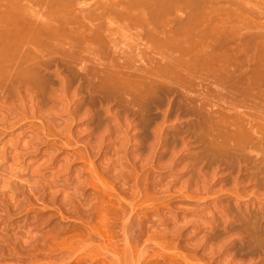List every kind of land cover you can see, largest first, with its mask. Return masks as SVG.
Here are the masks:
<instances>
[{"label": "rangeland", "instance_id": "374dc122", "mask_svg": "<svg viewBox=\"0 0 264 264\" xmlns=\"http://www.w3.org/2000/svg\"><path fill=\"white\" fill-rule=\"evenodd\" d=\"M84 1L85 0H81V2H84ZM99 1H101V0H99ZM99 1L97 2V0H96L95 3H94V0L86 1L87 4L85 6L83 5L84 6L82 8L83 11L86 8V10H85L86 12L92 13L95 11V9L99 8V6L102 8L104 6L102 4L108 0L102 1V4H100L101 2L99 3ZM113 1L114 0H112V3H111V0H110V2L108 1L110 4L107 2L109 4L108 5L109 8H107L106 11H104L105 7H106V6H104L103 11L106 12V13H104V15L107 14V18L109 17V13L112 12V11H107V10L110 9V7H111L110 5H113ZM160 1H162V0H159V2ZM165 1H166V3L164 5L161 6V3L159 5L160 6L159 7V39H161L163 36L162 31H164V33H166L168 30H170V32L172 31L175 34L177 29L173 27V23H175L174 19L180 20V18L183 17V20L186 22L187 20L190 19L189 18V19L185 20L187 15H190V14H192L191 16H194L195 14L197 15L199 9H200V11L201 10L204 11V9L206 7H208L209 9L207 8V10L205 12L206 14L202 11V13L205 14V15H203V18H202V13L199 11L198 16H196V17L194 16L195 17V18L193 17L194 19L191 17L192 22H191V20L187 21L189 24L195 23L194 25L190 26L188 23H187V25H184V23H183L184 21H182V18L180 20V21H182L185 28L188 29V27H189V29H191L192 31H193V29L194 30L196 29V31H197V32L196 31L192 32L188 29L189 31L187 30L188 31V32H186L187 34L188 33L193 34L195 32L198 33V30H199L198 27H201V26H202V28L200 30L206 31V32H204L205 33L204 35L206 37L203 35L205 40H204L202 35H201V37L197 38L198 40L200 39L198 41V44L202 43V42L201 43H199V42L201 41V38H203L202 41L204 40L206 42V39H207V41L209 42L208 45L210 47H208L205 44L206 47L214 48V46L211 47V45H213L217 41L221 42V39H222V44L218 43V42H217L218 44L217 43L214 44V45H216L215 48L219 44H220L219 48H222L221 45L223 46V38H224V41H225L224 46L227 45L225 47V48H228L227 50L230 49L229 47H231V48L233 47L234 50L232 49V51H235V49L237 50V48H239L237 50L239 52L240 48H242L241 49V50H243L242 53H245L244 52L245 50L250 49L249 51H247L250 55H248V53L246 52L249 57H251L252 53H253L252 54V56H253L255 52L259 51L261 47H262L261 49L264 50L263 49L264 48L263 47L264 46L263 45L264 39L260 41V38L262 37L261 35L264 33V28H263L264 26H262V25H264V12H263L264 11V5H263L264 0H259V1L258 0H256V1L255 0H228V1L227 0L226 1H224V0H209V2H208V0L207 1L205 0L206 2H204V0H199V1L198 0L197 1L196 0H182V1L180 0L181 3L179 2V0H176V2L174 0H164V2ZM190 1H192V3ZM242 1H244V2H242ZM262 1H263V3H262ZM185 2H187V3H185ZM189 2H190V4H189ZM97 3H98V5L99 4L100 5L98 6ZM120 3H122V2H120ZM95 4L98 6L97 8H96ZM116 4L119 5L118 2H116ZM123 4L124 3H122L120 5H123ZM197 4L200 5L199 6L200 8L198 7ZM236 4H237V6H236ZM120 5L118 6L119 8H121ZM114 6L116 7L117 5H114ZM62 7L64 8L66 6H62ZM81 7L82 6H79V7L76 6V8H81ZM113 7H111L110 10H113L114 14H115V12L119 13V14L120 13L123 14L125 11L124 10V11L119 12V10L118 11L115 10L118 7H116V8L115 7L113 8ZM123 7L126 8V5L124 4ZM34 8L36 9L37 13L39 11L43 14V13H45V11H47L44 9L45 7L42 8L43 11L39 7L36 8V6H35ZM101 8H99V10L97 9L98 11H96L94 13H96V14L98 13L97 16H100V17L103 16V20L100 19L98 21H95V23L92 22V24H97V25L99 24V26L102 27V29H103L105 27V25H107L106 22H108L107 20H109V19H106V16H105L106 20H104V15L102 14L103 11H100ZM38 9H40V10H38ZM51 9H50V11L52 12V10H54V9H52V10ZM82 9H79V11ZM122 9H120V10H122ZM194 9H195V11H194ZM243 9H246V10H243ZM257 9L259 10V12ZM75 10H76L75 12L72 11V13H70V14H72V15H73V13L77 14L78 10L77 9H75ZM54 11L52 13H55ZM83 11H80V12L82 13ZM85 11L83 12V15H85V17H83L84 19L86 18V15H87ZM99 11L101 12V15H99L100 14ZM243 11H245V12H243ZM51 12L48 15L51 16V14H52ZM80 12H79V14H77V15H79L78 16L79 19H77V20L82 21L83 18L82 19L80 18V17H82V15H80L81 14ZM96 14H94L95 15L93 17L94 19H95V17H97ZM77 15H76V18H78ZM113 15L110 14L109 18L111 19V16L113 17ZM116 15H114V18L111 21L112 22L115 21L117 23V26H118L117 21L120 18L122 19V17H124V16L122 15V17H120L117 20L118 17L115 19ZM124 15H126V13H124ZM52 16H54V15H52ZM52 16L51 17L48 16L49 18L48 17L47 18L48 19L55 18V16L54 17H52ZM119 16H121V15H119ZM199 16H201V17H199ZM204 16H206V17H204ZM68 17L70 19V16H68ZM188 17H190V16H187V18ZM197 17H199L200 19H198ZM73 18L75 20L74 15L71 17L70 20H73ZM201 18L203 19L202 21H200ZM84 19H83V21H84ZM245 19H246V21H245ZM193 20L194 21L199 20L200 26L198 25L199 22L196 23ZM169 21H171V22H169ZM178 21L176 20V24ZM180 21L178 23L182 24ZM248 21H250V22H248ZM115 22H113L115 24L114 26H116ZM168 22L171 23L172 25L168 24ZM257 22H259L261 24H259ZM100 23L103 24L104 27L102 25H100ZM201 23L203 25L205 24L204 25L205 27ZM123 24H120V22H119L120 26L121 25L123 26ZM176 24H174L175 27H176ZM211 24H213V25H211ZM215 24H217V26ZM195 25H197L198 27L196 26L194 28ZM117 26H116V28H117ZM261 26H262V29H261ZM127 27H129V29H130L133 26L131 25V27L130 26H127ZM170 27H172V28H170ZM191 27H193V28H191ZM257 27L260 30H258ZM177 28H179L178 25H177ZM185 28L184 27L182 28V30H184V32L186 31ZM205 28H207V30ZM102 29L100 32H102ZM174 30H175V32H174ZM115 32H116V35L114 34L112 36V38L114 39L113 41H115V40H117V41L111 42V43L100 42L101 44L98 43L97 45L104 47L103 45L107 44L108 46L106 45L105 49H106V47L110 49L112 46L111 51L113 54H114V52H116L115 55L120 53L119 51H121V50L127 51V50L132 49V50H136L137 52H139L137 50V47L141 44L138 48L140 50V47H141V49L143 50L144 48H142V46L144 47V45H142V44L144 42L146 43V45H150V44H148V41L146 38L138 36V35H140V33L139 34L136 33L134 28H133V30L131 29V31H129V30L126 31L125 28L123 30V27H122V29L120 27V29L115 30ZM102 33H104V32H102ZM181 33L182 32H180V35L177 34V36H179L180 38L181 37L183 38L184 34L182 35ZM202 33L203 32H201V34ZM231 33H232V35H231ZM228 34L230 35V37ZM218 36H220V37H218ZM139 37L142 39H140ZM263 37H264V34H263ZM163 38H164V36H163ZM218 38L219 39L221 38V39L218 40ZM228 38H229V40L231 38V40L233 42L231 40L229 41ZM210 39H211V41H213V40L214 41L217 40V41H215V42L213 41L214 43L212 42L213 43L212 44ZM256 41L260 45H257ZM104 42H106L105 39H104ZM133 42L135 44L136 43L137 44L135 45ZM159 42H160V40H159ZM163 42H164V39H161V42L159 43V51L164 50ZM227 42H228V44H226ZM241 43L243 44V46H241L242 45ZM253 43L256 44L258 48H255L256 45H254ZM198 44L196 45L197 48H198V46H200ZM251 44H252V46H251ZM130 45L133 47H131ZM202 45L200 47L205 46L204 43ZM113 46H114L115 50H114ZM117 46H118V48H117ZM224 46H223V49H224ZM244 46H245V48L246 47H248V48H246L244 50ZM250 46L252 48H250ZM253 46H255V47L253 48ZM148 47H150V46H147V47L145 46V48H148ZM206 47H204V48H206ZM219 48H217V49H219ZM204 50H206V49H204ZM224 50H226V49H224ZM227 50L225 52H227ZM42 52H44V51H42ZM45 52H48V51H45ZM98 52H100V51H98ZM228 52L231 53V50ZM238 52L235 53V54H237V58L244 59L246 57V56H241V57L238 56L239 55ZM51 53H49V54L44 53V55L45 54L49 55V57H47V59L44 55H42V56L40 55L42 57V59L39 57L40 60L43 62L49 61L47 63V65L49 64L48 66L47 65L44 66L43 63H42V65H39L40 63L38 61H40V60H38V61H36V63H39V64H36V66H38L39 70H37V67L36 68L34 67L37 71V73H35V74L38 75V77L41 79L40 80L41 85H39L40 87L39 86L35 87V88L33 87L34 88L33 92L37 91V93L36 92H34V93H36V95L38 93L39 94L36 97V95L34 93H32L31 98L33 99V96L35 95L34 97H36L38 100L36 98H34V100H31V99H29V97H27V100L24 99V97L21 100V99L16 98L15 95L12 94L8 100L10 104L7 101L6 102L7 105L5 104L4 106H1L2 109L4 108L7 111L9 110L11 112V114L13 113L12 117L14 115V117L16 119H18L16 122L19 121V123L15 124V125H17L16 127H14L13 125H12L13 128L9 127L10 130L8 129L7 125H5V126L3 125L5 128L0 126V133H1L0 139H1V141L3 143L4 142L7 143L8 141L10 142L13 140L14 141L17 140V137H15V136L16 135L18 136V134L21 133L24 129H26L25 130L26 132L28 130V134H30V131H33L36 134L38 133V135L40 136L39 137L40 141L38 140L39 142L38 141L34 142L32 149H34L35 152H37L38 150L40 152L38 151L36 154L33 151L34 154H31V156H22L21 155L22 157L20 158V160H21V166L23 167V171L26 170V169H24L26 166L27 167L31 166V164H29V162H30V163H32V165L35 164L34 168L38 167L42 171V173L44 172V174H43L44 177L41 176L42 173L40 175V170L37 168V170H39L38 171L39 172L38 173V179L36 180V178L34 177L33 180L30 179V183H29L33 189L36 188L34 191L31 189L30 186L27 187L28 184H25L26 183L25 181H26V179H28V177H26V179H25V177L22 176V178L25 179L24 181H22L23 183L21 181H19V182L17 181V183H16L17 185L15 184V182H14V186L12 184V186L15 188V190H16V192H18V194L17 193L16 194H2V192H0V264H101V263L102 264H109L110 262H108V261H111V259L113 260L115 254L117 252L118 253L116 255L117 256L120 255V257H119L120 261H118V263L120 262L119 264H126L128 262L127 264H129V259H130L129 257H131L130 256L131 250L133 251L132 252L133 257L131 258L132 260L130 259V264H132L133 260L136 261V259H139L138 258L139 255H137V253L139 254L141 252L142 253H141L140 257H142V256L145 257L146 263L151 262L153 264H155V262H157V260H158V263H156V264H159V263L160 264H169V263L170 264H172V263L173 264H177V263L178 264L179 263L185 264V262H186V264H264V254L262 251H260L261 248L256 247V249H255V247L253 246V244H256V240H254L252 238L251 232H248L245 229V227H244V225L246 224L245 221L240 222L241 219H237V220H239V221H237L238 222L237 223L236 221H234V218L231 219V217L229 218L228 216H226V217L224 216V218H222L218 222L219 223V225H217L218 229L217 228L215 229L217 231L215 232L214 237H212L213 233L211 232L210 226H208L210 224V221H212V219L209 217L210 216L209 215L210 214L209 213L210 208H208V207L210 206V204H211L210 207L213 206L212 205L213 204L212 199L214 200V198L212 196L213 194H205V193L201 194L198 192H196V194H195V191L193 189L191 190L192 186L190 187V189H189V187L186 186L188 183H191V182L196 183V180H198L197 178H199V176H198L199 175V167H201V165L198 163L201 162V160L202 161L206 160L205 159L206 157L204 155V153H206V152H204L205 147H206V143L204 141H201L203 143V144H201L199 140L196 141L194 138H193L194 141L191 142L189 145V148H188L189 150L187 149L188 153L184 152L182 154V156L184 155V158L179 157L180 155H178L179 154L178 149L181 148V146H182L181 138L184 135H187V133L189 136L187 135L184 137H187V138H190V136L193 137V135L189 134V133L194 129V126H196V125L200 126L199 124L201 123L200 121H202V120L197 119L199 117H195V116L188 117V116L182 115L183 119H181V120L185 123H187L189 121L188 122L189 124L184 123L182 125L181 123H178L177 129L172 128V130H170L171 128L168 127V129L173 134H175L174 135L175 138L180 139V141H178L179 140L178 139L177 140L178 142H175V139L173 138L174 136L171 132H170V134H172L173 137L170 134H169L170 136L166 135L165 132L161 133L159 130L160 129L159 124L162 123V121H163L162 117L164 116V112L167 108V106H164V105H167L165 103V101L168 102V100H166L168 98H166L165 96H162L161 92H159V95H161L162 101H163V98H165V101H163L165 104L163 106L162 105L160 106L159 104H156V103L155 104L154 103L149 104L150 105V106H148L149 109H147L148 113H145L146 120H147L145 122H146V125L148 124V126L144 125L145 127L143 126V124H140L141 122H140L139 117H134L133 114H131L130 112H129V114H127L128 113L127 111H129V110L127 108L124 109V107H120V105H119L120 104V101H119L120 98L119 97L118 98L113 97V98H111V100L109 99V100L105 101L106 99L105 100L101 99L102 95H100V93H97L96 91L94 92L95 89H93V86L91 85V83H92V81L93 82H95V81L93 80V78L91 79L88 76L85 77V75H87L88 71H86V73L84 74V72H85L84 67L88 66V67H86V69L87 68L89 69L90 67L92 68L93 66H95V64H96V66H99V65H97V63H99V61L97 59H100L101 57H103V55L105 56V54H107V53L102 55L100 52L99 58H97L98 56L95 55V53H94L93 57L96 58V60H97L96 63L93 62L95 64H93L91 62H87V63L83 62L84 64H87V65L85 66L83 63H81V65L77 64L78 66H73L74 68L71 67L72 65L69 66V67L73 68L72 69L73 72L71 71V68L70 69L67 68L68 66L67 67H66V65L63 66V64H65L64 61L61 64L62 59H60V58H62V57L58 56L59 55L58 53L55 52V55H53L54 52H51ZM233 53H231V54H233ZM246 53L244 55H246ZM33 54H32V56H33ZM96 54H98V53H96ZM29 55H30V53H29ZM43 57H44V59H43ZM51 57H53L55 59H53V61H51V59H52ZM105 57H107V56H105ZM48 58L49 59L51 58V59L49 60ZM109 58L107 57V59H109ZM115 58H116V56H115ZM233 58H234V60L236 59L235 56ZM233 58H231L230 60H232ZM101 59L103 60V58H101ZM239 59H238V61H239ZM45 60H47V61H45ZM247 60L248 59H246V60L244 59L245 63H248L246 65H250L249 60H248V62H247ZM104 61H106V58L104 59ZM240 62L243 63V60L239 61V63ZM235 63H238L237 60ZM245 63H243L244 66H245ZM89 65H90V67H89ZM43 66H44V68H46V69L48 68V69L47 70L43 69ZM82 68H84V69H82ZM36 71H34V72H36ZM60 76L63 78H61ZM89 76L91 77V75H89ZM65 78L68 82L67 83L65 80L66 86L68 87V88L66 87V89H68L67 90L68 92L64 91L66 89H64V87H63L64 85H63V83H61L62 81H60V80H63ZM88 78L91 80H89ZM61 84L63 86H61ZM92 84L95 85L96 82L92 83ZM17 85H18V83H17ZM9 87H10V85H9ZM89 87H91L93 89V90L91 89L93 92L89 91L90 90ZM10 90H11L10 91L11 93L14 92V89L12 87ZM6 91H4V92H6ZM50 91H51V93H48ZM53 92H55V93H53ZM42 93H43V95H42ZM52 93H53L52 96H54V95L57 96L58 95L57 93H59L58 98L60 97V99L59 100L57 99L58 101H55V100L50 101L49 96H51L50 94H52ZM65 93H67L66 94L67 96L65 95ZM60 94H61V96H60ZM2 96H5V93H3ZM115 99H118V100H115ZM28 100L29 101L31 100L33 102V106H32V104H30L32 102L30 101V103H29ZM35 100H37L38 103ZM102 100H103V103L101 102ZM65 104H67V106ZM68 104H69V106L72 104L71 107H69V108H71V110L70 111L67 110V112H66V109H68L67 108ZM78 104H79V106H78ZM12 105H13V107H12ZM6 106H7V108H6ZM27 106L28 107L30 106V109ZM77 106H78V111H77ZM33 107H35V108H33ZM36 107L39 109H37ZM55 107H57V109ZM21 108H24L25 110L21 109ZM88 108H90V109H88ZM52 109H53V111H52ZM54 109H55V111H54ZM108 109L111 110L112 115L110 114V112L109 113L107 112ZM32 110H34L33 113H32ZM50 110L52 111V112H50V116H51L50 118H52V116L55 117L54 119L53 118L52 119L55 120L54 123H56V125L58 123L59 124L64 123V124H60L61 126L58 124L60 129L58 128V126H57L58 129L55 128L56 125L52 121H50L51 120L50 118L47 119L45 117L46 121L50 119L49 124L43 122L44 117L41 118L40 115H42V114L47 115V112H49ZM22 111H24L27 115L24 116V112H22ZM19 112H20V114H19ZM74 112L77 113L76 116L79 115V117L77 116V119H76V116L74 114L75 118L73 120V113ZM51 113H53V115ZM69 113H71L72 116H70L71 114L69 115ZM115 115L116 116L120 115L119 117L121 118V120L118 121L117 117H115ZM191 117H192V120L190 119ZM0 118H3V116H0ZM127 118L130 119L129 122L131 121V119H133L130 124L125 123ZM195 118L197 120H199V122ZM172 119L175 120L176 118H171L169 120V122L167 121V124H165V125L169 126L173 122H175ZM21 121H22V123H21ZM41 122H42V124H41ZM50 122H51V124H54L55 126L50 125ZM119 122H121V123H119ZM43 123H45V124L43 125ZM32 124L34 125V128H32ZM128 124L130 125V127L127 126ZM192 124H193L192 127L189 126ZM18 125H19V127H18ZM20 125L23 126L24 128L20 127ZM42 125H43V127H42ZM62 125L64 126L63 129H61ZM126 126L129 128H125ZM183 126H184V128H182ZM187 126H188V129L189 128L190 129L193 128V129L188 130ZM21 128H23V129H21ZM27 128H29V129H27ZM108 128H110L112 131ZM121 128L122 129L124 128V129L122 130ZM175 129H176V131H175ZM59 130H61V131L64 130V131L62 133L61 132L58 133ZM69 130H71V131H69ZM118 131H120V132H118ZM58 134H59V136H58ZM110 134H111V136H110ZM160 134H162V135H160ZM176 135L177 136L179 135L181 137H176ZM158 139L160 140V142ZM165 140H166V142H165ZM161 141H163V142H161ZM164 143H166V144H164ZM176 143H177V149L175 151H177L178 153L174 152V148H176L175 147ZM204 143H205V147H204ZM92 144L94 146H92ZM174 153L176 156L174 155ZM25 157H27V158H25ZM203 157L205 160L203 159ZM42 160H44L45 162H43ZM67 160H69V161H67ZM50 161H52V162H50ZM40 162L41 163L43 162V163L40 164ZM189 163L190 164L192 163L194 168L192 167V164L190 165ZM39 164H40V166H38ZM43 164H45V166ZM58 164L60 165V168L63 165L62 168L64 169V171H62V168L58 169V166H59ZM188 164L192 167V168L190 167L189 170L187 168ZM42 165L44 166V168H41ZM194 165H196V166H194ZM91 166H93V168H91ZM195 167H196L197 171L196 170L193 171V169H195ZM21 168H20V170L22 171ZM90 169H94L96 172L95 171L92 172L93 170L90 171ZM183 169H185V170H183ZM58 170L59 171L61 170L62 172L60 173ZM190 170H192L194 173ZM21 171L19 172L20 175H21ZM91 172H92V174H91ZM120 172H122V173H120ZM93 173L95 174V177H94ZM116 173H117V175H116ZM53 174H55V175H53ZM36 177H37V174H36ZM137 177H138V180H137ZM194 177L196 178L195 180L193 179ZM185 179L187 182L188 181L189 182L188 183L185 182ZM191 179H192V181H191ZM35 180L37 181V183H35L36 182ZM49 181L51 182V186H50V184H48V183H50ZM170 181H172L173 183ZM55 182L57 185H60V187L58 186V188H55L57 186L55 184ZM169 183H172V184L170 185ZM184 183L186 185H182ZM18 184H22V185L24 184V185L20 186ZM45 184L48 187H46ZM63 184H64V186L67 185L68 187L66 186L65 188H63L64 187ZM136 184H137V186L139 185L138 186L139 188L136 187ZM15 185L18 187H15ZM36 185L38 187H35ZM52 185L53 186L55 185V187H53ZM124 185H126V186H124ZM181 185H182V187H181ZM184 186L188 189H186ZM130 187H132V188H130ZM133 187H134V189H133ZM227 187H230V186H227ZM22 188H24V189H22ZM137 188L139 190L141 188L142 189L140 190V192H138L139 190ZM179 188H180V191H179ZM136 189H137V192L139 194H132V193L136 192L135 191ZM146 189L148 191H146ZM177 189H178V191H177ZM163 190L165 193L163 192ZM165 190H167V193ZM57 191H58V193H57ZM154 191H156L158 193H156ZM193 191H194V193H193ZM31 192H32V194H30ZM33 192H34V194H33ZM171 192L174 194H172ZM177 193H178V195H177ZM146 195L148 196V198ZM186 195L188 197H186ZM248 195H250V194H246V195L244 194V197L246 198V196L248 197ZM193 196H195V197H193ZM224 196H226V194ZM227 196H230V194H227ZM251 196H249V197H251ZM124 197H125V200H124ZM155 197L157 198V200ZM209 197H211L210 198L211 200L209 199ZM214 197H216V196H214ZM134 198L136 201H134ZM229 199L235 203V200H236L235 198H232L230 196ZM142 200H145V201L143 202ZM119 201H120V203H119ZM131 202L133 204L134 203H136V204L133 205ZM227 202L224 201L221 204L225 207H228V206L230 207V204L228 205L229 202L228 203ZM260 203H262V201H260ZM123 204H125V205H123ZM128 204H130L129 205L130 207L132 205V208H130L128 206ZM139 204L140 205L142 204L141 206L143 208ZM207 204H208V206H207ZM232 205H233V203H232ZM99 207H101V208L99 209ZM113 207H115V209ZM206 208H208V209H206ZM129 209L133 213H131ZM123 211H126V212L124 213ZM129 215H130V218L136 222V223L133 222V224H136L134 226L135 227L134 230L136 231V233H138V231L141 232V230L143 229L142 231L144 233H143V236L139 237V242H138L137 236L134 235V239H133V237H131L130 232H128V230H127V233H125V231H124L125 229H123V228H125L123 226H124V222L126 221L124 219H128ZM137 216H138V218H134ZM102 217H103V219H102ZM119 217H121V218H119ZM122 219H123V222H122ZM208 220H209V222H208ZM106 221H107V223H106ZM141 221L143 222V224H142L143 228H140ZM259 221L262 222V223L260 222V226H261V224H263L264 221L262 219ZM102 222H104V223H102ZM190 222H192V223L190 224ZM193 222H194V224H193ZM199 222H200V224H199ZM242 222H244L245 224L243 223L244 224L243 225ZM174 223L176 226H174ZM239 223L241 225H239ZM258 225H259V223H257V226ZM224 226L227 228H225ZM263 226H264V224H263ZM181 227H183V229ZM184 227H186L185 230H184ZM230 227H232V228L230 229ZM259 227L256 228L257 231L262 230V227L261 228H259ZM180 228L183 232L180 230ZM198 228H199V230H198ZM224 228H225V230H224ZM171 229H173L174 231L179 229L180 231H178V232L181 235H179V234L177 236H175V235L173 236V234L167 235L165 231L166 230L171 231ZM157 230H159V233L157 232ZM262 231H264V229ZM100 233H101V235L99 236ZM154 233L155 234L157 233V234L155 235ZM217 233H218V235H217ZM239 233H240V235H239ZM125 234H126V236H125ZM153 234L155 236H153ZM104 237H105V239H104ZM125 237L128 239L127 240L128 244L126 243ZM130 237L132 239H129ZM109 238H111V239H109ZM123 239H125V241ZM145 240L147 242H145ZM123 241H124V243H126L127 245H130V246H126V244H123ZM254 241H255V243H253ZM168 242H170V243H168ZM136 244H137V246H136ZM197 244H198V246H197ZM124 246H126V249H124ZM132 247L133 248L137 247V249L134 248V250H133ZM128 249H130V251ZM135 249H136V252H135ZM137 250H142V251L137 252ZM127 251H128V253H127ZM177 255H179V257L181 256V258H179ZM184 255H186V257ZM135 257H136V259H134ZM155 257H157V258H155ZM125 258H126V261H125ZM154 260H156V261H154Z\"/></svg>", "mask_w": 264, "mask_h": 264}, {"label": "bare ground", "instance_id": "6f19581e", "mask_svg": "<svg viewBox=\"0 0 264 264\" xmlns=\"http://www.w3.org/2000/svg\"><path fill=\"white\" fill-rule=\"evenodd\" d=\"M86 1H90V0H85L84 2H81V0H0V91H1L0 92V114L2 113L0 116H3V118H0V126L4 127L5 125H7L8 129L10 130L9 127H12V128H13V126L16 127L17 125H15V124L19 123V121L16 122L18 119H16L14 117V115L12 117L13 113L11 114V112L9 110L7 111L4 108L2 109V107H1V106H4L6 104V102L9 100V97H11L12 94L15 95L16 98L21 99V100L23 99V97L26 100H27V97H29V99H31V100H34V98H36L38 96L39 93L36 95L37 91H34V92H36V93H34L33 90L35 87H38L39 85H41V81H40L41 79L38 77V75L35 74V73H37L35 68L37 67V70H39L38 66H36V64L40 63L39 65H42V63H43V65L45 66L49 62V61L43 62L40 60V58L42 59L41 56L44 55V53L49 54L51 52H54L53 55H55V52L58 53L59 54L58 56L62 57V58H60V59H62L61 64L64 61L65 64H63V66L66 65V67L68 66L67 68H69V69L73 66H78L79 64L81 65V63H83V62H85V63L95 62L96 63L98 60L99 63H97V65H99L100 67L96 66V64L93 63V64H95V66H93L92 68L89 65V67L91 69L90 68L86 69V67H88V66H86L87 64L83 63L86 66V67L83 66L85 68L84 74L86 73V71H88L87 75H85V77L88 76L91 79L93 78V80L96 82L95 85L92 84L95 82L92 81V83H91V85L93 86V89H95L94 92L96 91L97 93H100V95H102L101 99H104V100L106 99L105 101H107L109 99L111 100V98H113V97L114 98L119 97L120 98L119 99L120 107H124V109L127 108L129 110V111H127L128 112L127 114H129V112H130L131 114H133L134 117H139L140 122H141V123L140 122L139 123L143 124V126L146 125L145 121H147L145 113H148V110H147V109H149L148 106H150L149 104H152V103L159 104L160 106L161 105L163 106L165 103L167 104V105H164V106H167V108L164 112V116L162 117L163 121L161 124H159L160 132L161 133L165 132L166 135L170 134V132H171L170 130H172V128L177 129L178 123H181L182 125L185 123L181 120V119H183L182 115L188 116V117L195 116V117H199L197 119L202 120V121H200L202 123V124L201 123L199 124L200 126L195 124L196 126H194V129L191 128L193 130L189 134H192L193 137L190 136V138H187L184 136H187L188 133H187V135L183 134L184 136L181 138L182 146H181V148L178 149V152H179L178 155H180L179 157L184 158V155L182 156V154L189 150L188 148H189L190 143L193 142L195 139L196 141L199 140L201 144H203L201 141H204L206 143V147H205V143H204V147H205L204 152H206V153L203 152L205 157H206L205 158L206 160L203 157V159L205 161L201 160L202 163L201 162L198 163L201 165V167L198 166L199 167V175H198L199 178H197L198 180H196V183H192V182H191L192 184L188 183L189 181L187 182L185 179V182H187L188 184L186 185L184 183L182 185H186L187 187H189V189L192 186L191 190L193 189L195 191V194H196V192L201 193V194H203V193L213 194L212 195L214 198V200L212 199V201H213L212 205L213 206L210 207L211 206V204H210V206L208 207V208H210L209 209L210 210V212H209L210 216L209 217L212 219V221H210V224L208 226H210L211 232L213 233L212 237H214L215 232L217 231L215 229L216 228L218 229V226H217V225H219L218 222L222 218H224V216L225 217L228 216L229 218L231 217V219L234 218V221H236V222L239 221L237 219H241L240 222L241 221L246 222V224L244 222H242V224L243 223L245 224V225L243 224L245 229L248 232H251L252 238L254 240H256V244H253V246L255 247V249H256V247L261 248L260 251H262L264 254V231H262L264 229L263 228L264 223L261 224V226H260L261 221H259L261 219L264 221V50L261 49L262 47L260 48L259 51L255 52L253 56H252V54H253L252 53L251 57L248 56L250 54L247 52L250 49L245 50L246 48H248V47L245 48V46H244V50H245L244 52L245 53L247 52L248 55H247V53H246V55H244L245 53H242L243 52V50H241L242 48H240L241 51L239 50V52L237 51L239 48H237V50L235 49V51H232L233 47L232 48L229 47L230 49L227 50L228 48H225L227 45L224 46V42H225L224 38H223V46H224V49L227 50V52H225L226 50L223 49L222 45H221L222 48H219L220 44L217 45V47L215 48L216 45H214V44H216L217 42L222 44L221 38H220L221 42H219L217 40H215V41H217V42H215L213 40L215 43L213 41H211V39H210L211 43L212 42L214 43V44L212 43L213 45H211V47L214 46V48H208V47H210L208 45L209 42L207 41V39H206V42L204 41L205 40V38H204L205 33L204 32H206V31L200 30L202 28V26L201 27H198L197 25L194 26V28L197 26L198 29L201 32H203L202 34L199 30H198V33H196L197 32L196 29L195 30L193 29V31H196V32L193 34L188 33L189 35L186 32H188L189 30L190 31H192V30L189 29V27H188V29H189L188 30L184 26V25H187V23H188L187 21L191 20V17L193 18L194 16L196 17L199 15L198 14L200 11V9H199L197 15L194 12H193L195 14V15L193 14L194 16H191L192 14H190V15H187L190 17L187 18V16L185 15L186 16L185 20L190 18L186 22L183 20V17H181L182 21H184L183 22L184 25H183L182 21H180L181 18H180V20L179 19H176V20L177 21L179 20L182 24L178 23L179 21L176 24V20L174 19L175 23H173V27L177 29L176 32H175L176 29L174 30L175 34L172 31L170 32V30H168V31L166 30L167 31L166 33H164V31H162L164 33V34L162 33L164 38L162 36L161 39H164V42H163L164 50L159 51V43L161 42V39H159V7H160L159 5H160V3H161V6L164 5L166 3V1L164 2V0H162L159 2V0H114L113 5H110L111 7H113L114 5H117L116 7H118L122 3H124L126 5V8L123 7L124 6V4H123V5H120L121 8L118 7L117 9H115L117 11L119 10V12L125 10L124 13H126V15H124V13L119 14L116 12L114 14L113 10H110L111 7H110V9L107 10V11H112L111 13H109V17H110V14H112V15L117 14L115 17V19L118 17L117 20L120 17H122V15L124 16V17H122V19L120 18L122 21L120 19L117 21L118 26H117V23L115 21H113L116 23V26H117V28H116V26H114L115 24L111 21L114 18V15H113V17L111 16V19L109 17L107 18V14L104 15V13H106L104 11H106V9L109 8L108 5L110 4L109 3L110 0H108L109 2L106 1L103 4H102V1H104V0H101V1L97 0V2L99 1V3L101 2L100 4L106 6L105 10H104V6L101 8L99 6L100 4L98 5V3H97L99 8H101L100 11L104 10L102 12V14L104 15V20H106V19L110 20V21L107 20L108 21V22H106L107 25L104 24L105 27L103 26V24L100 23V25H102L104 27L103 29H102V27L99 26V24L98 25L92 24V22L95 23V21H98L100 19L103 20V16L100 17V16H97L98 13L97 14L94 13V12L99 10V8H97L98 6L96 4L95 5H96V8L98 10L94 8L95 11L91 13V12H86L85 11L86 8H85L84 11L86 12V14L88 16L86 15V18L85 19L83 18V17H85V15H83L84 11L82 8L87 4ZM95 1L96 0H94V3H95ZM174 1L176 2V0H174ZM206 1L204 0V2H206ZM224 1H226V0H224ZM116 2H118L119 5L116 4ZM120 2H122V3H120ZM179 2H180V0H179ZM190 2L192 3V1H190ZM190 2H189V4H190ZM208 2H209V0H208ZM242 2H244V1H242ZM111 3H112V0H111ZM185 3H187V2H185ZM262 3H263V1H262ZM237 4H236V6H237ZM34 5L36 6V8L39 7L42 11H43L42 8L45 7L44 9L47 11H45V13H43V14L39 11L37 13L36 9L34 8L35 7ZM62 6H66V7L63 8ZM76 6L77 7L82 6V7L76 8ZM199 6L200 5H198V7ZM51 8L54 9L55 11L52 10ZM207 8L208 7H206L205 9L203 8L204 11L201 10L200 12L202 13V11H203L205 13ZM40 9H38V10H40ZM50 9L52 10V12L54 11L55 13H52L50 11ZM75 9L78 10L77 14H79L80 11H83L82 13L80 12L81 13L80 15H82V17H80V18L81 19L83 18L84 21H83V19H82V21L77 20V19H79V17H78L79 15H77L76 13H73L75 20H74V18H73L74 21L70 20L71 17L73 16L70 13H72V11L75 12L76 11ZM79 9H82V10L79 11ZM120 9H122V10H120ZM243 10H246V9H243ZM194 11H195V9H194ZM50 12L52 13L51 16L54 15L55 18L48 19L49 17H51L50 15H48ZM243 12H245V11H243ZM258 12H259V10H258ZM204 13H202V18H203V15L206 14V13L205 14ZM94 14H96V16L98 18L95 17V19H94L93 18L95 16ZM76 15L78 18H76ZM99 15H101V12ZM119 15H121V16H119ZM54 16H52V17H54ZM68 16H70V19ZM105 16H106V19H105ZM199 17H201V16H199ZM199 17H197V18L200 19ZM204 17H206V16H204ZM202 18L200 21L203 20ZM245 21H246V19H245ZM119 22H120V24L124 23L125 25L123 24V26L122 25L120 26ZM169 22H171V21H169ZM169 22H168V24L172 25ZM191 22H192V20H191ZM194 22L197 23V22H199V20L194 21ZM248 22H250V21H248ZM257 23H259V22H257ZM174 24H176V27L174 26ZM194 24L195 23H193V24L190 23L189 25L191 26ZM199 24H200V22L198 23V25ZM259 24H261V23H259ZM131 25L133 27L129 29V27H127V26L131 27ZM177 25L179 26V28H177ZM211 25H213V24H211ZM215 25L217 26V24H215ZM262 26H264V25H262ZM262 26H261V29H262ZM120 27H121V29L123 27V30L125 28L126 31H128V30L131 31V29L133 30V28H134L136 33H138V34L140 33V35H138V36L146 38L148 41V44H150V45H146V43L144 42L145 44L144 43L142 44V45H144V47L142 46V48H144V49L142 50L140 47L141 51L138 48L141 44L138 47L136 46L137 50L139 52H137L136 50H132V49L127 50V51H123L120 49L121 50V51H119L120 53H118L116 55H115L116 52H114V54H113L111 51L112 46L110 49L107 47L105 49V46L107 44H104L103 45L104 47L97 45L98 43L101 44L100 42L111 43V42L117 41V40L113 41L114 39L112 38V36L114 34L116 35L115 30L120 29ZM181 27L182 28L184 27L186 29V31L184 32V30H182ZM170 28H172V27H170ZM191 28H193V27H191ZM101 29H102V32H104V33L100 32ZM205 29L207 30V28H205ZM258 30H260V29L258 28ZM180 32H182L181 33L182 35L184 34L183 38L182 37L180 38L179 36H177V34L180 35ZM263 34L261 35L262 37L260 38V41L264 39ZM201 35L202 36L204 35L203 36L204 42L202 41L203 38H201V41L199 43H201V42L202 43L198 44V41L200 39L198 40L197 38L201 37ZM231 35H232V33H231ZM218 37H220V36H218ZM229 37H230V35H229ZM104 39L106 40V42H104ZM140 39H142V38H140ZM220 39L218 38V40H220ZM159 40H160V42H159ZM228 40H229V38H228ZM230 40H231V38H230ZM257 41H256V43H257ZM228 42L226 44H228ZM203 43H204V45L206 44L208 47H206V45L204 46L206 48L200 47ZM197 44L200 45V46H198V48L196 46ZM254 45H256V44H254ZM257 45H260V44L257 43ZM257 45H256V47L253 46V48L254 47L258 48ZM145 46L146 47L150 46V47L145 48ZM241 46H243V44ZM251 46H252V44H251ZM251 46H250V48H252ZM131 47H133V46H131ZM113 48H114V46H113ZM117 48H118V46H117ZM217 48H219V49H217ZM204 49H206V50H204ZM114 50H115V48H114ZM230 50H231V53H233V52L234 53L233 54L229 53L228 51H230ZM42 51H44V52H42ZM45 51H48V52H45ZM98 51H100L102 55L107 53V54H105V56H107L108 58L110 57V58L107 59V57H105L103 55V57H101V58H103V60L101 58L96 60V58H94L93 56L95 53V55L98 56L97 58H99L100 52H98ZM237 52L239 54L238 56H240V57L246 56L244 59L245 60L248 59L250 62V65H246L248 63H245L244 59L237 58V54H235ZM29 53H30V55H29ZM96 53H98V54H96ZM32 54H33V56H32ZM46 54L44 56L47 59V57H49V55H46ZM114 55L116 56V58ZM234 56L236 57L235 60L233 58ZM51 58H50L51 61H53V59H55L53 57H51ZM105 58H106V61H104ZM231 58H233V59L230 60ZM43 59H44V57H43ZM238 59H239V61L243 60V63H245V66L241 62L239 63ZM38 60H40V61H38ZM233 60L235 62L237 60L238 63H235ZM248 60H247V62H248ZM36 61H38L39 63H36ZM45 61H47V60H45ZM44 66H43V69H46V68H44ZM69 66H71V67H69ZM73 68H71V71ZM84 68H82V69H84ZM34 71H36V72H34ZM89 75H91V77ZM61 78H63V77H61ZM91 79H89V80H91ZM65 80H66V78L63 80H60V81H62L61 83H63V85H64L63 86L61 84V86H63L64 89H66V87H67L66 86L67 80H66V82H65ZM17 83H18V85H17ZM9 85H10V87H9ZM11 87L14 89L13 93L10 92ZM91 87H89L90 92L93 90ZM67 90L68 89H66L64 91H67ZM4 91H6V92H4ZM51 91L48 93H51ZM159 92H161L162 96H165L166 98H168V99H166V100H168V102L165 101V98H163V101H165V103L162 101V97H161V95H159ZM3 93H5L6 97L2 96ZM32 93H34L36 95V97H34L35 95L33 96V99L31 98ZM53 93H55V92H53ZM53 93L50 94L51 96L48 95L50 98V101L51 100L58 101L60 99V97L58 98L59 93H57L58 94L57 96L56 95L52 96ZM61 94H60V96H61ZM66 94L67 93H65V95ZM42 95H43V93H42ZM37 100H35V101L38 103ZM115 100H118V99H115ZM30 101H29V103H30ZM101 102L103 103V100ZM8 103H9V101H8ZM30 104H32V106H33V102ZM65 105L67 106V104H65ZM71 105L69 106V104H68V107H67L68 109H66V112H67V110L68 111L71 110V108H69V107H71ZM78 106H79V104H78ZM78 106H77V111H78ZM12 107H13V105H12ZM6 108H7V106H6ZM28 108L30 109V106ZM33 108H35V107H33ZM55 108L57 109V107H55ZM21 109H24V108H21ZM37 109H39V108H37ZM88 109H90V108H88ZM33 111L34 110H32V113H33ZM52 111H53V109H52ZM52 111L50 110L49 112H47V115L44 114L45 116L43 114L40 115L41 118L44 117V120L46 118L47 119L50 118L51 117L50 112H52ZM54 111H55V109H54ZM22 112H24V111H22ZM107 112L108 113L110 112V114H111L110 109H108ZM19 114H20V112H19ZM51 114L53 115V113H51ZM70 114L71 113H69V115ZM74 114L76 116L77 113H75V112L73 113V120L75 118ZM25 115H27V114L24 112V116ZM70 116H72V114ZM77 116L79 117V115H77ZM77 116H76V119H77ZM119 116L115 115V117H117L118 121L121 120V118ZM52 118L54 119L55 117L52 116ZM52 118H50L51 120L50 119L49 120L54 123L55 120H53ZM171 118H176L175 120L172 119L175 122H173L169 126L165 125V124H167V121L169 122V120ZM190 119L192 120V117ZM44 120H43V122L49 124V120H47V121L46 120L44 121ZM129 120L130 119L127 118L125 123L130 124L133 119H131L130 122H129ZM197 121L199 122V120H197ZM21 123H22V121H21ZM45 123H43V125ZM119 123H121V122H119ZM187 123H185V124H187ZM41 124H42V122H41ZM54 124L56 125V123H54ZM54 124H51V122H50V125H54ZM58 124L56 125L55 128H57V126L59 128V125L64 124V123H60L59 125ZM129 124L127 126L130 127ZM43 125H42V127H43ZM127 126L125 128H129ZM146 126H148V124ZM189 126L192 127L193 124L189 125ZM18 127H19V125H18ZM20 127H23V126L20 125ZM63 127L64 126L62 125L61 129H63ZM168 127H170L171 129L169 130ZM23 128H21V129H23ZM29 128H27V129H29ZM32 128H34L33 124H32ZM182 128H184V126ZM108 129H110V128H108ZM176 129H175V131H176ZM187 129H188V126H187ZM25 130L26 129H24L21 133H19L18 136L16 135L15 137H17V140L10 141L11 143L9 141H8L9 143L8 142L3 143L0 139V192H2V194H16V193L18 194V192H16L15 188L13 187L14 182H15V184L17 183V181L22 182L26 179V177H28V179H26V181H25L26 182L25 184H28L27 187L30 186L33 191L36 189V188L33 189L29 183H30V179L33 180L34 177L36 178V180L38 179V173H39L38 171L40 169L38 167L34 168L35 164L32 165V163L29 162V164H31V166H28V167L26 166L27 168L26 167L24 168L26 170L23 171V167L21 166L20 158L22 156H31V154H34L33 153L34 149H32V148H33L34 142L38 141L40 139L39 138L40 136L38 135V133L36 134L30 130H29L30 134H28V130H27V132ZM63 131L59 130V132L58 131L57 132L62 133ZM69 131H71V130H69ZM118 132H120V131H118ZM172 134H170V135L172 136ZM160 135H162V134H160ZM174 135L175 134H173V136ZM58 136H59V134H58ZM110 136H111V134H110ZM176 137H181V136L176 135ZM173 138L175 139V142L180 141V139L179 138L176 139L175 136ZM166 140H165V142H166ZM159 142H160V140H159ZM161 142H163V141H161ZM164 144H166V143H164ZM92 146H94V145L92 144ZM175 147L176 148L173 147L174 152H177V151H175L177 149V143H176ZM37 152H35V153L37 154ZM174 155H175V153H174ZM25 158H27V157H25ZM42 161L45 162L44 160H42ZM67 161H69V160H67ZM50 162H52V161H50ZM42 163L40 162V164H42ZM40 164L38 166H40ZM45 164H43V165L45 166ZM189 164L187 166L188 170L191 167L190 166L191 164L190 165ZM193 164H192V167H193ZM42 166H41V168H44V166L43 167ZM194 166H196V165H194ZM62 167H63V165L61 166V168ZM20 168L22 169L23 172L20 170ZM37 168L39 170H37ZM61 168L59 165L58 169H61ZM91 168H93V166H91ZM183 170H185V169H183ZM194 170L197 171L196 167H195V169H193V171ZM20 171H21V175L19 173ZM62 171H64L63 168H62ZM62 171L60 170L59 172L61 173ZM90 171L94 172L95 170L90 169ZM190 171H192V170H190ZM92 172H91V174H92ZM41 173H42V171L40 170V175H41ZM120 173H122V172H120ZM36 174H37V177H36ZM43 174H44V172L41 175L42 177H44ZM53 175H55V174H53ZM116 175H117V173H116ZM22 176L25 177V179L22 178ZM94 177H95V174H94ZM193 179L195 180L196 178L194 177ZM137 180H138V177H137ZM191 181H192V179H191ZM170 182H172V181H170ZM35 183H37V181ZM172 183H169V184L171 185ZM12 184H13V186H12ZM48 184H50V186H51V182ZM55 184H56V182H55ZM16 185H15V187H18ZM18 185L23 186L24 184L23 185L18 184ZM182 185H181V187H182ZM58 186L60 187V185H57L56 187L54 185L53 187L58 188ZM63 186H64V184H63ZM66 186H64L63 188H65ZM124 186H126V185H124ZM138 186L136 184V187H138ZM227 186H230V187H227ZM35 187H38V186L36 185ZM46 187H48V186L46 185ZM130 188H132V187H130ZM22 189H24V188H22ZM133 189H134V187H133ZM137 189L135 190L136 192H137ZM186 189H188V188H186ZM140 190L138 192H140ZM146 191H148V190L146 189ZM165 191L167 193V190H165ZM177 191H178V189H177ZM179 191H180V188H179ZM194 191H193V193H194ZM136 192L132 193V194H139L138 192L137 193ZM154 192H156V191H154ZM163 192H164V190H163ZM57 193H58V191H57ZM156 193H158V192H156ZM30 194H32V192ZM33 194H34V192H33ZM172 194H174V193H172ZM225 194H226V196H227V194H230V196L232 198H235L236 199L235 203L229 199L230 196H227V197L224 196ZM244 194L245 195L250 194V195H248V197L246 196V198H245ZM177 195H178V193H177ZM187 195H186V197H188ZM214 196H216V197H214ZM249 196H251V197H249ZM193 197H195V196H193ZM147 198H148V196H147ZM210 198L211 197H209V199ZM124 200H125V197H124ZM156 200H157V198H156ZM134 201H136L135 198H134ZM142 201L144 202L145 200H142ZM224 201H226V202L228 201L229 203L228 202L227 203H228V205L230 204V207L229 206L228 207L223 206L221 203ZM260 201H262V203H260ZM119 203H120V201H119ZM232 203H233V205H232ZM135 204L136 203H134L133 205H135ZM123 205H125V204H123ZM129 205L130 204H128V206ZM207 206H208V204H207ZM100 208L101 207H99V209ZM113 208L115 209V207H113ZM130 208H132V205ZM208 208H206V209H208ZM123 212L125 213L126 211H123ZM130 212H131V210H130ZM131 213H133V212H131ZM128 217H129L128 219H124L126 221L124 222L123 227H125V228H123V229H125L124 230L125 233H127V230H128V232H130L131 237H133V239H134V235L137 236L138 242H139V237L143 236V233H144L142 231L143 229L142 230L140 229L141 232L138 231V233H136V231L134 230V228H135L134 226L136 224H133V222L134 223H136V222L130 218V215ZM119 218H121V217H119ZM134 218H138V216L134 217ZM102 219H103V217H102ZM209 220H208V222H209ZM122 222H123V219H122ZM102 223H104V222H102ZM106 223H107V221H106ZM191 223L192 222H190V224ZM257 223H259L258 226H257ZM142 224H143V222L141 221L140 228H143ZM193 224H194V222H193ZM199 224H200V222H199ZM239 225H241V224L239 223ZM174 226H176L175 223H174ZM257 227H259V228L262 227V230L257 231L256 230ZM181 228L183 229V227H181ZM181 228H180V230H181ZM185 228L186 227H184V230H185ZM225 228H227V227H225ZM225 228H224V230H225ZM231 228L232 227H230V229ZM180 230L178 229V230L174 231L173 229H171V231L166 230L165 232L167 235L173 234V236L174 235L177 236L179 234L178 231H180ZM198 230H199V228H198ZM157 232L159 233V230H157ZM154 234H153V236H155L157 233L155 235ZM100 235H101V233L99 234V236ZM179 235H181V234H179ZM217 235H218V233H217ZM239 235H240V233H239ZM125 236H126V234H125ZM131 237L129 239H132ZM104 239H105V237H104ZM109 239H111V238H109ZM123 240L125 241V239H123ZM127 240L128 239L126 238V243L128 244ZM124 241H123V244H126V243H124ZM145 242H147V241L145 240ZM168 243H170V242H168ZM253 243H255V241ZM127 244H126V246H130ZM126 246H124V249H126ZM136 246H137V244H136ZM197 246H198V244H197ZM134 248L137 249V247H134ZM134 248H133V250H134ZM130 249H128V250L130 251ZM136 249H135V252H136ZM138 251L140 252L142 250H137V252ZM132 252L133 251L131 250V255H130L131 257H129L130 259L133 257ZM127 253H128V251H127ZM141 253H139V254L137 253V255H139V257H138L139 259H136V257H135L134 259H136V261L133 260L134 262L132 261V264L133 263L134 264H153L151 262L146 263L145 257H143V256L140 257ZM116 254H115L113 260L112 259H111V261L107 260L108 262H110L109 264H119L120 263V262L118 263V261H120V258H119L120 253L118 254L119 256H117ZM177 256L179 257V255H177ZM184 256L186 257V255H184ZM155 258H157V257H155ZM179 258H181V256ZM130 259H129V264H130ZM125 261H126V258H125ZM154 261H156V260H154ZM156 263H158V260H157V262H155V264ZM179 264H181V263H179ZM185 264H186V262H185Z\"/></svg>", "mask_w": 264, "mask_h": 264}]
</instances>
